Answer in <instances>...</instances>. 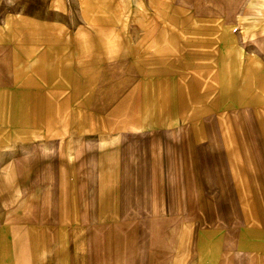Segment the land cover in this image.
<instances>
[{
	"label": "crops",
	"instance_id": "crops-1",
	"mask_svg": "<svg viewBox=\"0 0 264 264\" xmlns=\"http://www.w3.org/2000/svg\"><path fill=\"white\" fill-rule=\"evenodd\" d=\"M0 24V264H264V0H84Z\"/></svg>",
	"mask_w": 264,
	"mask_h": 264
},
{
	"label": "rangeland",
	"instance_id": "rangeland-1",
	"mask_svg": "<svg viewBox=\"0 0 264 264\" xmlns=\"http://www.w3.org/2000/svg\"><path fill=\"white\" fill-rule=\"evenodd\" d=\"M84 0H0V24L9 20L30 17L32 21L44 20L47 24L76 25L84 19L81 13ZM60 5V6H59Z\"/></svg>",
	"mask_w": 264,
	"mask_h": 264
},
{
	"label": "bare ground",
	"instance_id": "bare-ground-1",
	"mask_svg": "<svg viewBox=\"0 0 264 264\" xmlns=\"http://www.w3.org/2000/svg\"><path fill=\"white\" fill-rule=\"evenodd\" d=\"M55 1V0H54ZM83 4V3H82ZM60 6V5H59Z\"/></svg>",
	"mask_w": 264,
	"mask_h": 264
}]
</instances>
